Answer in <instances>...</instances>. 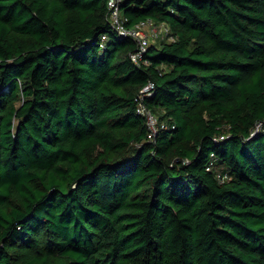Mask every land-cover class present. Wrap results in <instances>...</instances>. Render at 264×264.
Returning a JSON list of instances; mask_svg holds the SVG:
<instances>
[{"label": "trees", "instance_id": "obj_1", "mask_svg": "<svg viewBox=\"0 0 264 264\" xmlns=\"http://www.w3.org/2000/svg\"><path fill=\"white\" fill-rule=\"evenodd\" d=\"M119 5L0 0V264H264V0Z\"/></svg>", "mask_w": 264, "mask_h": 264}, {"label": "built area", "instance_id": "obj_2", "mask_svg": "<svg viewBox=\"0 0 264 264\" xmlns=\"http://www.w3.org/2000/svg\"><path fill=\"white\" fill-rule=\"evenodd\" d=\"M120 0H108L109 8H110V21L112 26L114 27L115 31L118 33L119 36L122 37H133L136 40L139 41V48L138 51L133 54L132 58L135 63L140 64L145 54L148 51V47L150 45V41H148V37L146 36L144 30L146 27L149 26H155L156 24L151 19L141 21L140 23L136 24L133 27H128L127 25V18L122 13V10L120 8ZM165 32L166 36L170 37V30L165 25L162 24L161 28L158 30V32L155 34L156 37H158V34H162V32ZM107 41V36H102V42L101 47H104L105 42ZM153 84L147 85L142 91H141V97L144 98L145 95H150L152 93ZM138 111L140 114L144 115L147 118L148 127H149V138L153 139L155 135L157 134L158 129V118L154 115V113L146 107V105L141 102L138 108ZM211 168V167H209ZM218 177L220 179H225L227 175L219 174Z\"/></svg>", "mask_w": 264, "mask_h": 264}, {"label": "rangeland", "instance_id": "obj_3", "mask_svg": "<svg viewBox=\"0 0 264 264\" xmlns=\"http://www.w3.org/2000/svg\"><path fill=\"white\" fill-rule=\"evenodd\" d=\"M160 28H161V25H157V24H156V27L154 25L146 27L144 32H145L146 36L148 37V41H151V43H156V41L161 42V40H163L162 38H159V39H156V41L155 40L153 41V39L156 37V35H154V34H156ZM162 35H163L164 39L167 38L164 31L162 32ZM58 258L63 259L62 257H58Z\"/></svg>", "mask_w": 264, "mask_h": 264}, {"label": "crops", "instance_id": "obj_4", "mask_svg": "<svg viewBox=\"0 0 264 264\" xmlns=\"http://www.w3.org/2000/svg\"><path fill=\"white\" fill-rule=\"evenodd\" d=\"M154 35H155V34H154ZM157 36H158L159 38H162V39L164 38L163 35H162L161 33L158 34ZM159 38H154L153 41H154V40L156 41V39H159Z\"/></svg>", "mask_w": 264, "mask_h": 264}, {"label": "clouds", "instance_id": "obj_5", "mask_svg": "<svg viewBox=\"0 0 264 264\" xmlns=\"http://www.w3.org/2000/svg\"><path fill=\"white\" fill-rule=\"evenodd\" d=\"M155 38H159V37H155ZM167 38H169V37L167 36ZM167 38H166V39H167ZM150 43H151V41H150Z\"/></svg>", "mask_w": 264, "mask_h": 264}]
</instances>
